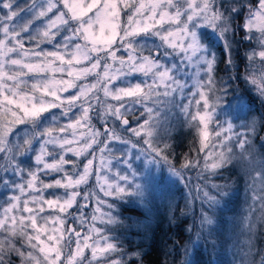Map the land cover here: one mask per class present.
Returning <instances> with one entry per match:
<instances>
[{
	"label": "snow or ice",
	"instance_id": "6c2138e0",
	"mask_svg": "<svg viewBox=\"0 0 264 264\" xmlns=\"http://www.w3.org/2000/svg\"><path fill=\"white\" fill-rule=\"evenodd\" d=\"M251 94L264 106V0H0V264H137L121 208L149 206L150 166L185 187L195 171L186 231L213 248L235 177L217 181L243 177L235 264H264V110ZM181 130L198 147L177 165Z\"/></svg>",
	"mask_w": 264,
	"mask_h": 264
},
{
	"label": "trees",
	"instance_id": "16d2710c",
	"mask_svg": "<svg viewBox=\"0 0 264 264\" xmlns=\"http://www.w3.org/2000/svg\"><path fill=\"white\" fill-rule=\"evenodd\" d=\"M216 47L220 48V45L218 44ZM219 55H223V53L219 52ZM247 102L250 103L253 111L264 110L253 94H251V101ZM172 143L176 156L170 154L169 159L174 160L177 165L179 160L176 157H183L185 154L195 157L196 153L192 149L198 145L194 143L193 133L186 131L175 133ZM188 177L192 178L191 184L188 187H185V184L177 187L172 208L162 204H151L150 210L147 212L131 202L122 206V216L128 217L126 223L129 225V227L121 230L122 238L125 247L142 253V260L137 261V264H180L184 259L183 248L185 246L188 247L189 256L195 264H232L233 240L228 224L239 209L242 178L236 177V173L232 172L225 173L226 179L217 181L218 183H226L233 181L235 177L227 207L222 208L216 214L217 223L214 226L213 237L209 238L216 241L213 248L206 240H198L195 229L191 232L186 231L193 221L191 210L194 208L198 212L201 204L199 200H193L196 195L195 184L197 183L195 171L186 173L185 178ZM189 202L192 203L189 204L188 208H185V204ZM175 205H179V207L176 208ZM172 209H174V216ZM182 209L188 213L186 217L180 214ZM258 228L255 237L256 260L260 258L259 250L264 249V226ZM189 237H191L190 240ZM174 243L175 250L173 249Z\"/></svg>",
	"mask_w": 264,
	"mask_h": 264
},
{
	"label": "rangeland",
	"instance_id": "374dc122",
	"mask_svg": "<svg viewBox=\"0 0 264 264\" xmlns=\"http://www.w3.org/2000/svg\"><path fill=\"white\" fill-rule=\"evenodd\" d=\"M27 2H29V0H17V4L19 7H24ZM210 39L213 42H215L214 36H211ZM237 39L239 40L240 37L238 36ZM247 43H248L247 41H243L237 45L238 51L241 56H243V53L247 47ZM216 46H218V44H216ZM218 55H219V51H218ZM221 103L222 104L224 103V99H222ZM246 103H248L247 100H246ZM263 109H264V106H263ZM246 112H247V108H245L244 112L239 113L241 119L245 117ZM232 113H233L234 122L239 124L240 120L235 119V116L237 114L235 109L232 110ZM255 113L256 111H253V114ZM221 119H228V116H222ZM183 131L184 130H181L180 132H183ZM150 169H151V173L149 176V181H150L149 191L151 192V197H150L151 203L149 204L147 208L141 207V206L140 207L143 208L144 211H147V212H149L151 204H162L170 208L169 206L170 200L173 205V203L175 202V194H176L177 187H181V185H184V182H180L176 178L171 177L168 173L167 166H163L160 169H157L154 166H150ZM195 177H196V173H195ZM241 178H242V182H241L242 190L239 195L240 197V203L238 206L239 209L235 213V216L231 218V221L228 224V229L230 231L231 239L233 240V245L231 248L232 257H233L232 264H235V262H238L241 259V252L243 250H246L245 241L248 238V233L246 232V230L242 229V224L244 222L243 218L248 215V208L252 203L251 200L249 199L252 193L247 188L245 179L243 177ZM131 203H134L136 206L139 207L137 203L135 202H131ZM257 215H259V213H257ZM258 229H257V232H258Z\"/></svg>",
	"mask_w": 264,
	"mask_h": 264
}]
</instances>
